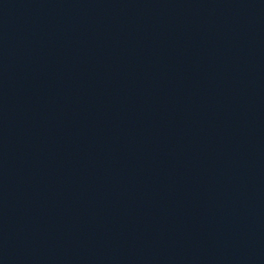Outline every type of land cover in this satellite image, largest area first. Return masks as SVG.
<instances>
[{
    "label": "water",
    "instance_id": "obj_1",
    "mask_svg": "<svg viewBox=\"0 0 264 264\" xmlns=\"http://www.w3.org/2000/svg\"><path fill=\"white\" fill-rule=\"evenodd\" d=\"M0 264H264V0H0Z\"/></svg>",
    "mask_w": 264,
    "mask_h": 264
}]
</instances>
